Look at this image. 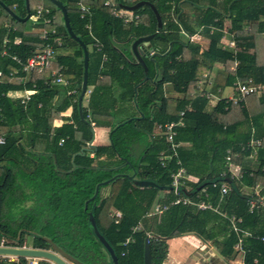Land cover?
<instances>
[{"label":"trees","instance_id":"obj_1","mask_svg":"<svg viewBox=\"0 0 264 264\" xmlns=\"http://www.w3.org/2000/svg\"><path fill=\"white\" fill-rule=\"evenodd\" d=\"M56 1L65 7L73 34L86 49L90 47L86 105L80 111L82 51L67 36L63 23L61 33L59 11L48 0H32L33 4L27 0L30 12L37 5L49 10L53 19L45 28L57 27L62 44L55 48L58 54L48 68L24 75L11 57L25 60L45 42L24 31L23 22L9 17L0 6V51H5L0 56V239L11 247H55L80 264H109L94 236L90 214L119 264L142 262L147 233L151 264H162L164 239L183 234L213 241L220 257H234L236 237L227 220L231 216L241 220V231L264 236V208L250 211V197L240 191L264 188V94L248 95L236 103L220 99L211 106L206 98L247 80L264 85V0H107V6L102 5L105 0H81L88 12L79 11L78 0ZM0 2L17 17H25L24 0ZM141 2L154 8L159 25L148 5L130 9ZM121 9L131 12L135 20L123 24L112 16L113 10ZM5 22L9 31L3 29ZM196 34L208 41L201 52L194 42ZM146 37L135 49L138 55L143 50L150 53L139 61L130 45ZM15 38L18 44H13ZM229 41L234 48H226ZM214 66L220 67L210 91L202 88L203 83L197 93V81ZM58 67L69 83L67 88L52 82L51 74ZM165 84L181 98L163 97ZM67 89L75 93L67 96ZM25 91L33 93L23 103L7 96ZM68 108L71 114L66 117ZM54 121L61 124L55 126ZM178 122L182 125L172 129L171 143L178 147L172 152L165 136L152 132L155 125ZM91 124L108 128L107 146L90 145ZM251 129L259 141L257 168L240 167V178L231 179L235 190L225 183L228 192L222 197L217 185L205 186L199 193V199L216 207L217 213L169 206L159 219L151 217L153 231L147 228L142 217L153 202L160 208L175 197L136 182L169 187L170 176L179 167L197 179L194 186L205 179L229 178L226 152L231 164L242 166L249 155L245 145ZM160 154L169 156L164 167L157 162ZM111 210L117 213L110 215ZM138 222L142 230L132 233ZM130 237L133 243L126 247L127 256L121 257L126 250L121 244ZM243 249L244 264H264L262 243L245 237ZM0 264L27 261L2 258Z\"/></svg>","mask_w":264,"mask_h":264},{"label":"built area","instance_id":"obj_2","mask_svg":"<svg viewBox=\"0 0 264 264\" xmlns=\"http://www.w3.org/2000/svg\"><path fill=\"white\" fill-rule=\"evenodd\" d=\"M77 2L78 6H79V11L80 12H88V9L86 7H84L80 1ZM103 6H107L108 5V1L105 0V2H103L102 4ZM15 7L13 6V9ZM49 10L44 9L41 6H37L33 9V12L31 14H29V21H31L34 25L39 26L38 28H34L31 29V34H35L38 36L39 41L41 42H45V44L43 45V47H38L36 49H34L33 53L31 54V56H29L27 59L25 60H20L15 56L11 57V61L15 63V65L17 66V71L24 74V75H28L31 72H35V73H40L41 71H43L45 68H48L49 64L51 62H54L57 56V51L55 50V48H58L61 46L62 42L60 40V38L57 36L56 34V30L54 28H51L49 30H46L45 27L49 26L52 23V19L53 16H50ZM112 16L114 18H118L122 21L123 24H128L130 23L133 18L135 19L136 17H134V15H132L131 12H128L126 10H113L112 12ZM4 29H6L7 31H9L10 27L7 25L3 26ZM87 29H89L88 26H86ZM12 30H14V28H11ZM51 40H50V39ZM195 38V37H194ZM5 43V41H3V44ZM19 40L18 39H14L13 44H18ZM226 48L232 49L234 48V44L233 42L229 41L226 43ZM5 55V51L1 50L0 51V56H4ZM15 74V73H13ZM51 78H52V82L62 86V87H68L69 83L68 81H64L62 79V68L58 67L57 71L53 72L51 74ZM22 82H24L22 80ZM233 90V95L235 96H231V98H229L228 100H230L233 103L239 102L243 97H246L248 95H253V96H258L260 94H264V85H256L253 84L251 82V80H247L246 82L243 83H237L232 87ZM32 91H25L22 93V95H11L10 93L7 94V96L9 97H14L20 100V103H23L24 101H26L28 99V97L32 94ZM75 92L74 90L71 89H67L66 90V95H73ZM70 109V108H68ZM67 109V110H68ZM66 113V112H65ZM183 113H180V116H182ZM181 126V122L178 123H171V124H167V125H155L153 132L157 135H164L165 136V140L168 143H172V138L174 137V132L172 131V129L175 126ZM153 133V134H154ZM3 143V139L0 138V144ZM61 143V141L59 142ZM258 145V144H257ZM170 151H174L175 149V145H170L169 146ZM174 155V153H173ZM169 159V156H166L164 154H160L157 158V162L159 164L160 167H164L165 166V161ZM225 160L228 164L229 162V157L225 156ZM236 169V170H234ZM226 173L229 174V178L230 179H235L238 180L240 178V171L238 168L232 166L231 164H228L227 168H226ZM171 186L173 187V191L176 195L177 191L176 188L182 183V181H186L185 177H184V170L182 169H178L175 173H173L171 176ZM226 185V184H225ZM224 184H220L219 185V195L220 197L224 196L228 189ZM179 197H181L179 195ZM176 204H181L184 206H194L198 211H205V210H209L212 211L214 213H217L216 207H212L209 203H204V202H197V203H193L192 201L185 199V198H180L177 199L175 202H173V205ZM158 210V209H157ZM155 211V213H161V211ZM228 223H229V229L230 231L235 235L236 237V243L233 246V253L235 256H238V260L235 261V264H244V249H243V240L245 237L247 238H254L256 241L262 243L264 245V237L262 236H252L246 232L241 231L238 228V224L240 223V219L239 218H235L233 216L229 217L228 219ZM139 230V226H135L132 229V233ZM130 242L129 239H126L121 246L124 247L126 246L128 243ZM0 248H18V249H24L26 247H11L8 246L7 244H5L4 239H0ZM0 258L6 259L8 258L7 256H0ZM28 264H37V261L35 259H28ZM256 261L253 260V263H255Z\"/></svg>","mask_w":264,"mask_h":264},{"label":"crops","instance_id":"obj_3","mask_svg":"<svg viewBox=\"0 0 264 264\" xmlns=\"http://www.w3.org/2000/svg\"><path fill=\"white\" fill-rule=\"evenodd\" d=\"M38 6V5H37ZM37 6H35V7H37ZM34 7V8H35ZM41 7H43V6H41ZM11 11V10H10ZM12 12V11H11ZM28 13L29 14H31L32 12H30L29 11V9H28ZM14 14V13H13ZM15 15V14H14ZM26 15V14H25ZM21 19V18H20ZM29 20V19H28ZM4 25H7V26H9V24L7 23V22H5V23H3V25L2 26H4ZM35 27H38V29H39V26H36V25H34V27L32 28V29H34ZM4 29V28H3ZM56 31H58L57 30V27L56 28H54ZM29 33L31 34V32L29 31ZM59 33V32H58ZM35 35V34H34ZM195 36V38H194V42L195 43H197L198 41H200V39H199V36H198V34H196V35H194ZM59 37V36H58ZM15 39H18V38H15ZM19 40V39H18ZM196 40H197V42H196ZM214 67H218V69H219V67L220 66H214ZM102 69H103V67H101ZM217 69V70H218ZM212 71V70H211ZM211 74V73H210ZM207 77H202L201 79H197L198 81H197V88L198 89H196L197 90V93H198V91H199V89H201V85L203 84V83H201V82H206L207 84H210V82L209 81H207V79H206ZM89 89V88H88ZM162 89H163V97H165V98H181V94H177V93H175V92H173V90H172V88L169 86V85H167V84H165L163 87H162ZM196 92V91H195ZM11 94V93H10ZM16 95H22V93H17ZM233 95V90H232V87H228V88H224V89H222V90H216V93H211V95L210 94H208L207 96H206V98H209V104H210V106L211 105H213L214 103L213 102H216L217 100H220V99H226V100H228L229 98H231V96ZM9 97V96H8ZM86 96H84L83 98H82V101H81V105L82 106H84V105H86ZM71 114V108L70 109H68V110H66V113L64 114V116H66V117H68L69 115ZM53 124L55 125V126H59L60 124H61V122H59V121H54L53 122ZM91 128H92V141H91V143L90 144H93V145H95V146H107L108 145V137H107V134H108V128H104V127H94L93 126V124H91ZM262 128L264 129V119H263V121H262ZM255 132L251 129L250 130V140L248 141V143L245 145V147H247L246 149H249V155L245 158V159H243V162H242V166H236V165H234V164H231L230 163V160H231V156H230V153L227 151L226 152V156H228L229 157V162H228V164H231L232 166H234V167H236V168H238L239 169V171H240V167H242V168H244V169H248V170H251V171H253V170H255L256 168H257V166H258V160H257V157H256V147H258L259 146V141H258V139L257 138H254V136H252L253 134H254ZM258 134V133H257ZM153 135H157V134H153ZM258 144V145H257ZM92 145V146H93ZM180 146V145H179ZM176 147H178V145L177 146H175V148ZM174 155H175V153H174ZM224 161H225V172H226V168H227V166H228V164H227V162H226V160H225V158H224ZM178 163V162H177ZM178 169H182V168H178ZM177 169V170H178ZM186 175L184 174V177H185ZM172 182V181H171ZM185 183H187V181H182V183L176 188V191H177V194L179 193V191H178V188L179 187H181V188H183L184 189V191L185 192H189L193 187L192 186H194V184L195 183H197V179H194V180H192V181H190V182H188V183H192V185L190 186V187H188V188H186V187H184V185H185ZM221 183H216V184H214V185H211L212 187H214V186H218V188H219V185H220ZM222 184H224L225 185V183H222ZM226 186V185H225ZM169 187H171V190H164V193H166V192H171L173 195H174V197H175V199L172 201V202H170V203H168L167 205H164V206H162V207H160V208H158V206H157V203H156V201H154L153 202V204H152V206H151V208H150V210L147 212V213H144V215H143V219L144 218H151V217H153L154 215H157L158 216V219L160 218V215L163 213V212H165L166 211V209H167V207H169V206H177V205H181V204H176V205H173V202H175L177 199H180V198H184V197H182V195H181V197H179L178 195H176L175 193H174V191H173V187L171 186V183H170V185H169ZM205 188V187H204ZM228 189V188H227ZM246 188H244V190H245ZM162 191V190H161ZM248 191L250 192L249 194L247 193L246 195L247 196H249L250 197V201H249V210L251 211L252 209H254V208H256V207H258V208H264V188H259L258 186H255V187H253V188H249L248 189ZM228 192V191H227ZM199 193H203V189H201L199 192H197L195 195H193V197H191V198H185V199H188V200H190V201H192L193 203H197V202H204V203H208V202H205V201H202V200H200L199 199ZM159 197L161 196V194H159L158 195ZM193 198H194V200H193ZM181 206H184V205H181ZM212 206V205H211ZM189 207H194V206H189ZM213 207V206H212ZM195 208V207H194ZM158 209V210H157ZM161 211V213H155V211ZM195 210H197L196 208H195ZM216 210H217V208H216ZM198 211V210H197ZM205 211H209V210H205ZM210 212H212V211H210ZM117 212L115 211V210H111L110 211V215H114V214H116ZM212 213H214V212H212ZM223 216V215H222ZM139 226V230H137V231H135V232H138V231H140V230H142V223L141 222H138L137 224H136V226ZM134 228V227H133ZM132 228V229H133ZM131 232H132V230H131ZM135 232H133V233H135ZM246 233H248V234H250V235H252L251 233H249V232H246ZM185 235H191V234H185ZM151 238V236H150V233H147L146 234V238H147V240H149L150 238ZM194 238H195V240L196 241H194V243H196L197 242V239H199L198 237H195V236H193ZM262 237H264V236H262ZM129 240H130V242L126 245V246H124V248L126 249V247L128 246V245H130V244H132L133 243V240H132V238L130 237V238H128ZM177 240H178V238L176 237V238H171V239H164V242H165V244H166V246H167V249H166V256H167V258L169 259L170 257L171 258H173L174 260H176V261H179V260H181L182 258H186V255H187V253H186V251H183L182 253H178V251H179V248H178V244H176L177 243ZM148 242V241H147ZM46 251H50V250H46ZM127 252V249L125 250V251H123L120 255H121V257L123 256V254L124 253H126ZM217 254V253H216ZM217 256H218V254H217ZM220 259H223L222 257H220V256H218ZM8 258H11V257H8ZM23 259H25L26 261H27V264H28V260L26 259V258H23ZM28 259H31V258H28ZM33 259V258H32ZM17 260V257H14L13 259H10L9 261L10 262H12V261H16ZM36 261H37V264H38V259H35ZM43 261H45V260H43ZM45 262H47V261H45ZM234 262V261H233ZM50 263V262H49ZM52 264V263H51ZM162 264H164V262L162 263Z\"/></svg>","mask_w":264,"mask_h":264},{"label":"water","instance_id":"obj_4","mask_svg":"<svg viewBox=\"0 0 264 264\" xmlns=\"http://www.w3.org/2000/svg\"><path fill=\"white\" fill-rule=\"evenodd\" d=\"M48 1L59 11V13L61 15L63 27L65 29L67 36L73 42L77 43L79 45V47L81 48V51H82L81 91H80V94L77 98L78 111H80L81 101H82V98L84 97V94L86 91V85H87L88 52H87V49H86L85 45L83 44V42L73 34V32L70 28V25H69V19H68L65 7L60 2H58L56 0H48ZM140 5H148L151 8V10L155 16V19L157 21V25H159L160 23H159L158 15L156 14L154 8L149 3L141 2L137 5L132 6L130 9L134 10ZM0 6L3 7L6 14L9 17H11L12 19H14L16 21H20V22H25L28 20L29 13H28L27 0H24V8H25L26 15L22 19H20L19 17L14 15L9 9L4 7L1 2H0ZM147 40H148V37L140 38V39H137L136 41H134L131 45V51H132L133 55L136 57V59L139 61L141 60V58H140L141 52L138 55V53L135 49L136 45L138 43H140L141 41H147ZM143 53H144V55H147L146 50H143ZM218 182L226 183L231 189L235 190L234 185H233L230 178H228V177H216L213 179H205V180L201 181L200 183L195 185L188 193L185 192L184 189L181 187L178 188V191L181 193L182 197L191 198V197H193V195H195L197 192H199L205 186L214 185ZM136 186L151 187V188H154L157 190H162V191L171 190V187H168V186L162 187V186H159V185H157L155 183H151V182H136ZM88 217H89V221L91 223V227H92L94 236L97 239L98 243L102 246L104 253L107 256L109 264H118V261H117V258H116V255H115L113 249L109 246V244H107L104 241L102 236H100L97 233V230H96V227L94 224V220L90 214ZM147 241H148L147 238H145L144 242H143V253H142V263L141 264H151L150 252H149V247H148ZM0 256L17 257V258H33V259H38V260H45V261L50 262L52 264H80L79 262H77L76 260H74L70 256L62 253L60 250L56 249L55 247H52V249L50 251L39 250V249H29V248H24V249L0 248Z\"/></svg>","mask_w":264,"mask_h":264},{"label":"rangeland","instance_id":"obj_5","mask_svg":"<svg viewBox=\"0 0 264 264\" xmlns=\"http://www.w3.org/2000/svg\"><path fill=\"white\" fill-rule=\"evenodd\" d=\"M30 3L33 4L32 0H30ZM68 12H70V10H68ZM188 15L191 17L190 14H188ZM133 20H135V19L133 18ZM61 23H62V19H61V15H60V16H58V24H59L58 27L62 33V29H61L62 26L60 25ZM224 26H225V28L228 26L227 21L224 22ZM20 27L23 28L24 31L28 32V31H31V29L34 27V24L31 21L27 20V21L21 23ZM36 28H38V27H36ZM196 42H197V40H196ZM197 43L199 45V52H201V51L206 49L208 41H207V39L205 40L202 38ZM131 45H130V48H131ZM87 51L90 52L89 46H87ZM146 52H147V55L150 53V51L149 52L146 51ZM140 55L144 56V53H140ZM217 69H218V67H213L211 74H209L206 78L207 81L210 82V84H207L206 82H201V83H204V86L202 88L205 91H210L209 89L211 88V81H212L213 75L215 74ZM152 133H154V132H152ZM90 145L92 146L93 144H90ZM93 146H95V145H93ZM234 170H236V169H234ZM185 179H186L187 183H185L184 187L187 186L188 182L194 180L195 178L191 177L189 175H186ZM186 188H188V187H186ZM107 190L108 189L103 190L102 194L104 196L106 195ZM240 191L245 195L247 193L248 194L250 193L248 191V188H246L245 190H244V188H241ZM142 220H143V223L145 222V225L147 226V228L153 231L152 219L151 218H145ZM142 220H141V222H142ZM193 236H195V235L194 234H191V235L183 234V235H180L177 237L178 240H177L176 244H178V248H179L178 253H182L183 251H186V253H187L186 258H182L181 260L176 261L171 257L168 259L167 256H165L162 263L164 262V264H235V261L238 260V256L220 259L218 257L219 255L217 256L218 253H217L215 246L213 245V241L207 242V241H204L201 239H197V242L194 243V241H196V240ZM103 255H104V258L107 260L106 254L103 253ZM13 258L14 257L6 258V259L10 260ZM0 259H2V258H0ZM38 263L39 264L40 263L41 264H51V263L45 262L43 260H39Z\"/></svg>","mask_w":264,"mask_h":264},{"label":"flooded vegetation","instance_id":"obj_6","mask_svg":"<svg viewBox=\"0 0 264 264\" xmlns=\"http://www.w3.org/2000/svg\"><path fill=\"white\" fill-rule=\"evenodd\" d=\"M142 252H143V251H142ZM125 256H127V252L124 253L122 257H125ZM141 263H142V262H141ZM141 263H140V264H141ZM118 264H119V263H118Z\"/></svg>","mask_w":264,"mask_h":264},{"label":"bare ground","instance_id":"obj_7","mask_svg":"<svg viewBox=\"0 0 264 264\" xmlns=\"http://www.w3.org/2000/svg\"><path fill=\"white\" fill-rule=\"evenodd\" d=\"M32 259V258H31Z\"/></svg>","mask_w":264,"mask_h":264}]
</instances>
